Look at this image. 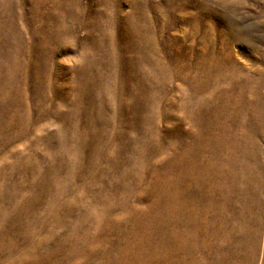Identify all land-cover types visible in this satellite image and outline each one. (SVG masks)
<instances>
[{
  "label": "rangeland",
  "instance_id": "374dc122",
  "mask_svg": "<svg viewBox=\"0 0 264 264\" xmlns=\"http://www.w3.org/2000/svg\"><path fill=\"white\" fill-rule=\"evenodd\" d=\"M0 264H264V0H0Z\"/></svg>",
  "mask_w": 264,
  "mask_h": 264
}]
</instances>
